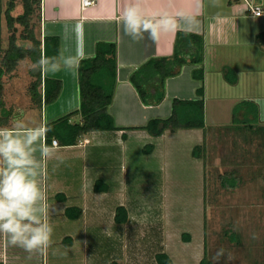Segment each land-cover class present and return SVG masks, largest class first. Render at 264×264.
Wrapping results in <instances>:
<instances>
[{"label": "crops", "instance_id": "0c3cea01", "mask_svg": "<svg viewBox=\"0 0 264 264\" xmlns=\"http://www.w3.org/2000/svg\"><path fill=\"white\" fill-rule=\"evenodd\" d=\"M8 1L0 0V52L7 49L10 36L5 16ZM40 1L39 38L42 41L45 36L59 39L61 64L58 70L43 71L42 77L43 81L46 78L60 80L62 92L54 103L42 108L16 101V105L8 109L12 113L8 127L23 120L28 110L41 115V123L33 126L53 122L78 110V66L64 67L63 60L75 56L78 48L84 54L80 61L92 58L99 42L115 43L117 48L116 82L108 112L118 129L92 132L72 146H62L56 139L57 153L49 160L57 170L50 187L44 174L45 162L42 164L39 184L46 194L50 216L56 217L53 226L59 234L57 241L63 244L69 240L72 244L82 240L87 244L84 250L88 257L91 244L94 247L104 241L109 249L100 264H157L159 253L167 254L173 264H200L206 250L205 195L202 193L203 190L205 193V165L201 158L195 160L197 186L201 190L196 194V203L189 205L194 211L192 221L187 219L185 204L172 206V194H186L187 188H172V176L168 169L162 175V167L178 159L181 152L193 157V148L206 140L209 117L215 130L232 125L233 109L237 105L238 121L264 127L260 106L264 103V15L255 17L248 12V2L264 7V0H92L93 4L86 9L82 7V0ZM133 4H138L148 15L165 11L175 15L183 11L198 23L191 28L163 33L156 41L145 38L136 43L124 35L121 26L124 9ZM21 13L19 1L13 15ZM179 32L204 39L206 130H167L153 137L139 128L152 119L168 118L174 99H198L201 82L195 79L194 71L201 65H184L177 75L169 77L165 82V97L155 106L142 103L130 77L150 59L172 57ZM224 68L232 70L228 74L230 78L232 72L236 74L235 85L225 80ZM0 97L3 99L2 90ZM81 119L77 114L68 122L81 123ZM48 145L52 146V142ZM151 145L152 152H145ZM96 149H102L100 156L94 154ZM139 165L148 167L147 172ZM129 169L136 170V174L132 175ZM97 181L104 183L101 186L104 190H95ZM132 187H136L133 196ZM148 194L156 196L154 201L145 199L144 204L140 203L139 196ZM70 208L82 214L72 219L66 214ZM119 208L125 212L124 222L116 220ZM148 211L152 217L145 223L144 213ZM125 216L122 212L120 219ZM47 220L50 223L49 215ZM79 227H84L85 233ZM45 253L29 258L22 249L9 247L0 236V264H45ZM96 259L93 258L95 262Z\"/></svg>", "mask_w": 264, "mask_h": 264}, {"label": "trees", "instance_id": "16d2710c", "mask_svg": "<svg viewBox=\"0 0 264 264\" xmlns=\"http://www.w3.org/2000/svg\"><path fill=\"white\" fill-rule=\"evenodd\" d=\"M22 5V13L14 16L18 2ZM40 0H9L5 12L7 28L10 32L8 47L0 56V95L2 90V79L11 75L19 66V63L30 60L35 63L39 59L47 58L59 62L60 42L56 37L45 36L43 41L36 34L34 19L40 22ZM19 27L22 28L18 36ZM28 42L29 46L26 43ZM116 44L99 42L96 46L94 57L81 60L78 65V86L80 94V107L53 122L47 123L51 131L47 133L46 142L50 144L53 139H58L62 146L77 145L86 135L96 131L117 130L114 126L113 117L109 114L108 108L113 101L116 82ZM1 53V52H0ZM204 39L196 34L179 32L175 40V51L172 57L153 58L135 71L130 82L135 87L138 95L145 105L155 106L160 104L165 97V82L169 77L177 75L184 65L198 64L201 67L194 71V77L201 82L197 89L198 99L195 100H173L172 113L165 119H152L145 126L139 129L147 131L153 137L161 136L165 131L175 132L180 129H203L206 130L205 122V101H204ZM229 68L223 69L225 80L231 85L238 81L236 74L232 72L231 78ZM35 80L28 88L31 107L42 108L44 105L54 103L62 92V82L46 78L43 81L41 71H31ZM44 82V89L42 84ZM238 105L234 108L237 109ZM81 116V123L70 124L68 121L74 115ZM12 119V113L5 110V101L0 97V126H8ZM232 128L239 130L242 134H250L257 130L264 133V127H257L255 124L245 121H238L236 114H233ZM204 145L193 148L194 157H203ZM153 146H148L144 151L152 152ZM222 185L225 188L236 186L239 178L233 174L221 176ZM232 181V182H231ZM231 182V184H229ZM104 185L97 181L96 191L104 190L98 185ZM77 211V214L75 213ZM125 212L119 208L116 220L124 222L126 216L120 219V214ZM67 216L77 219L82 212L70 208ZM206 230V222H205ZM236 238V237H235ZM157 264H173L172 260L165 253L156 255ZM110 264H119L111 262ZM200 264H212L205 256Z\"/></svg>", "mask_w": 264, "mask_h": 264}, {"label": "rangeland", "instance_id": "374dc122", "mask_svg": "<svg viewBox=\"0 0 264 264\" xmlns=\"http://www.w3.org/2000/svg\"><path fill=\"white\" fill-rule=\"evenodd\" d=\"M34 22L36 34L39 37L40 22L36 19ZM21 32L22 28L19 27L17 35L19 36ZM22 43L29 46L28 42L22 41ZM31 71L32 63L27 59L20 62L11 75L3 77L2 96L6 104L5 110L13 108L12 106L16 105V101H20L23 105L26 102L31 103L28 88L35 80ZM17 97L19 98L16 99ZM238 109L239 105L237 109H233V113H236ZM226 119H230V116ZM22 121L27 126L39 124L42 121L40 112L28 110ZM212 121L209 117L210 128L206 130V140L203 144V157L201 159L194 157L193 153L192 157L186 152H181L178 159L163 164L162 175L167 172V169L169 170L168 172L172 176V188L182 189L185 187L188 190L186 194H172V206L181 205L182 207L185 204L187 219L192 221L194 211L189 205L196 203V194L201 190L197 186L198 174L196 173L195 160H202L203 165H205V193L204 190L202 193L205 195L207 260L212 264H264V133L257 130L244 135L239 130L232 128V125L215 130L212 127ZM101 153L102 149H96L94 152L96 157L97 155L100 156ZM53 165L54 163L49 159L44 164L46 167L44 174L47 175L49 187L50 182L54 181L53 176L57 170ZM141 167L145 168L147 172L148 167L145 165ZM135 171L129 169L132 175L136 174ZM231 173L239 178V181L235 187L225 188L222 185L221 176ZM44 181L46 182V179ZM98 186L101 187L102 185L99 184ZM188 187L192 189L190 194L191 189ZM134 188L136 187L130 188L132 196ZM155 197L152 194L140 195L139 200L140 203L144 204L145 199L154 201ZM49 212L50 208L48 215L53 227V234L52 243L45 250V264H100L105 261L103 256L109 248L104 241L95 244L94 247L91 244L90 257L85 253L84 247H87V244L83 243L82 240L81 242L73 240L72 244H69V240L63 244L58 242L59 234L55 225L53 226L56 217L50 216ZM144 215L145 223H149L152 214L148 211ZM99 229L101 230V227L98 226ZM80 231L85 233L86 229L81 227ZM221 249H223V255L217 257V252ZM94 257L97 258V262L93 260Z\"/></svg>", "mask_w": 264, "mask_h": 264}, {"label": "clouds", "instance_id": "9594fccd", "mask_svg": "<svg viewBox=\"0 0 264 264\" xmlns=\"http://www.w3.org/2000/svg\"><path fill=\"white\" fill-rule=\"evenodd\" d=\"M197 23L183 11L148 15L138 4L124 9L121 20L124 35L136 43L145 38L156 41L163 33L191 28ZM83 57L78 48L75 56L63 60V66L77 67ZM60 66L59 62L42 57L32 64V70H58ZM260 106L264 119V103ZM49 131L46 123L30 127L22 120L13 127L0 126V236L9 247L22 249L29 258L52 243L53 227L47 220L49 206L39 184L42 164L57 153L55 146L46 142ZM222 255L223 249L217 252V257Z\"/></svg>", "mask_w": 264, "mask_h": 264}, {"label": "built area", "instance_id": "2783aa9c", "mask_svg": "<svg viewBox=\"0 0 264 264\" xmlns=\"http://www.w3.org/2000/svg\"><path fill=\"white\" fill-rule=\"evenodd\" d=\"M92 4H93L92 0H82L83 9H86ZM248 12L251 13L255 17H261L264 15V7L248 2ZM58 145L59 143L56 139L52 140V146L57 147Z\"/></svg>", "mask_w": 264, "mask_h": 264}]
</instances>
